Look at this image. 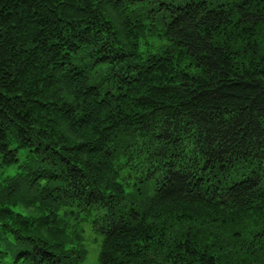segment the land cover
<instances>
[{
	"label": "trees",
	"instance_id": "1",
	"mask_svg": "<svg viewBox=\"0 0 264 264\" xmlns=\"http://www.w3.org/2000/svg\"><path fill=\"white\" fill-rule=\"evenodd\" d=\"M264 264V0H0V264Z\"/></svg>",
	"mask_w": 264,
	"mask_h": 264
},
{
	"label": "rangeland",
	"instance_id": "2",
	"mask_svg": "<svg viewBox=\"0 0 264 264\" xmlns=\"http://www.w3.org/2000/svg\"><path fill=\"white\" fill-rule=\"evenodd\" d=\"M85 244L88 248V257L84 264H95L98 253V241L89 230L85 233Z\"/></svg>",
	"mask_w": 264,
	"mask_h": 264
}]
</instances>
